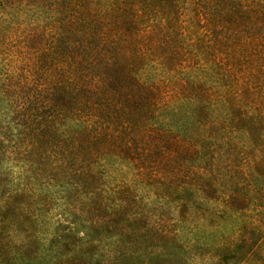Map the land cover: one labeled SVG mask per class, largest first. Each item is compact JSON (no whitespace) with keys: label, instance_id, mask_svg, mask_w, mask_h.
Wrapping results in <instances>:
<instances>
[{"label":"trees","instance_id":"1","mask_svg":"<svg viewBox=\"0 0 264 264\" xmlns=\"http://www.w3.org/2000/svg\"><path fill=\"white\" fill-rule=\"evenodd\" d=\"M64 205L116 262L264 231V0H0V264H90Z\"/></svg>","mask_w":264,"mask_h":264},{"label":"rangeland","instance_id":"2","mask_svg":"<svg viewBox=\"0 0 264 264\" xmlns=\"http://www.w3.org/2000/svg\"><path fill=\"white\" fill-rule=\"evenodd\" d=\"M222 223L225 224V235H229L232 220L226 219ZM48 227L44 244L49 253L54 252L58 257H75L84 253L90 246H94L92 255L88 257L90 264H115L116 259L121 257L120 247L111 240V236L116 235L113 230L101 228L98 232H92L89 222L72 213L65 205L53 212ZM246 238L252 243L244 245L240 252L236 251L233 254L236 258L226 261L219 259L217 245L211 240L215 238L211 236L208 244L181 246L174 250L133 247L116 264H264V231L255 232L254 237L248 231ZM256 239H260L263 245H253Z\"/></svg>","mask_w":264,"mask_h":264}]
</instances>
